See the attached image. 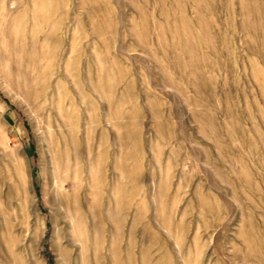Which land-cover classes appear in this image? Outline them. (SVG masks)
I'll use <instances>...</instances> for the list:
<instances>
[{"label": "rangeland", "instance_id": "374dc122", "mask_svg": "<svg viewBox=\"0 0 264 264\" xmlns=\"http://www.w3.org/2000/svg\"><path fill=\"white\" fill-rule=\"evenodd\" d=\"M0 264H264V0H0Z\"/></svg>", "mask_w": 264, "mask_h": 264}]
</instances>
